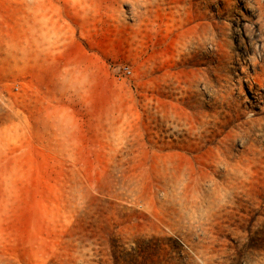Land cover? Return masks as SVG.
Instances as JSON below:
<instances>
[{"label": "rangeland", "instance_id": "374dc122", "mask_svg": "<svg viewBox=\"0 0 264 264\" xmlns=\"http://www.w3.org/2000/svg\"><path fill=\"white\" fill-rule=\"evenodd\" d=\"M0 264H264V0H0Z\"/></svg>", "mask_w": 264, "mask_h": 264}, {"label": "built area", "instance_id": "2783aa9c", "mask_svg": "<svg viewBox=\"0 0 264 264\" xmlns=\"http://www.w3.org/2000/svg\"><path fill=\"white\" fill-rule=\"evenodd\" d=\"M124 72L126 73V74H129V71H128V69H124Z\"/></svg>", "mask_w": 264, "mask_h": 264}]
</instances>
